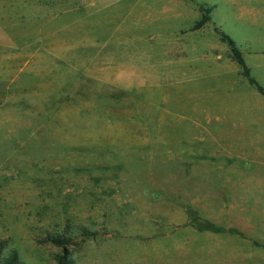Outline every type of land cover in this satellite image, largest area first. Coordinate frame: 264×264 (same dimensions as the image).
Listing matches in <instances>:
<instances>
[{"label": "rangeland", "instance_id": "1", "mask_svg": "<svg viewBox=\"0 0 264 264\" xmlns=\"http://www.w3.org/2000/svg\"><path fill=\"white\" fill-rule=\"evenodd\" d=\"M136 1L10 5L3 22L47 37L36 65L0 83L2 258L162 264L151 241L182 229L264 242V107L247 110L251 92L198 52L195 71L172 64L182 48L136 24ZM240 1L264 15V0ZM221 4L215 23L242 56L264 55V39L243 50L248 32Z\"/></svg>", "mask_w": 264, "mask_h": 264}, {"label": "crops", "instance_id": "2", "mask_svg": "<svg viewBox=\"0 0 264 264\" xmlns=\"http://www.w3.org/2000/svg\"><path fill=\"white\" fill-rule=\"evenodd\" d=\"M16 1L18 0H0V24L3 25V27L0 25V83L22 77L32 59L36 65V59L39 57V50L36 46L40 49L41 43L32 42L39 38L38 36L47 37L44 33L24 34L20 27L22 22L19 28L16 24L14 27H9L8 21L3 22L13 3L17 4ZM221 1L231 11L235 21L242 23L248 32V36L242 39L243 42L247 41L243 43L246 45H244V51H247L250 42L253 43L252 40L264 39L263 32L256 34L251 30V26L254 28L258 24L262 27L264 24L262 11L257 10L255 6H247L240 0H204L206 5L212 7L213 12L211 21L199 29H194V25L202 19L197 1L139 0L135 2L137 8L140 7L135 11V22L140 26L143 24L145 27L158 29L160 36H155L157 40L173 41L174 48H182L183 54H179L172 64L188 66L185 68L186 72L195 71L192 64L197 61L195 53L198 52L201 59L207 61L206 58H209L210 63H215L216 77L222 79L230 77L233 81L237 78L238 85L251 92V100L246 102L247 110L249 106L253 108L256 103L264 107V95L258 91L256 86L250 84L248 79L240 75L242 69L234 59L230 45L222 40L217 31L223 32L215 21L225 22L223 18H219L220 9L217 11L215 5L218 3L221 6ZM207 34L212 35L215 40H208ZM226 35L235 42L230 35ZM17 40L21 42L16 43ZM24 41H26L25 46H23ZM42 46L46 50L44 43ZM243 58L250 71L259 78L258 75L264 72V55L254 57L244 54ZM175 77L178 78V74ZM260 84L264 86V81L260 80ZM151 243L153 253L162 264H264V242L261 243L250 236L234 232L222 233L212 230L196 232L182 229L172 235L154 239Z\"/></svg>", "mask_w": 264, "mask_h": 264}, {"label": "trees", "instance_id": "3", "mask_svg": "<svg viewBox=\"0 0 264 264\" xmlns=\"http://www.w3.org/2000/svg\"><path fill=\"white\" fill-rule=\"evenodd\" d=\"M207 12L209 13L210 10H208ZM210 21H211V18L208 15H206L205 17H203V19L200 22H198L196 24L195 29H199V28L203 27L204 25H206ZM217 31L220 34L222 40L227 42L230 45V47L232 49L233 57L237 61L239 66L241 67L243 76L246 79H248L250 84L256 86L258 91L264 95L263 87L251 75L250 69L248 68V66H247L241 52L239 51L236 43L229 36H227L225 33L220 32L219 30H217ZM66 242H70V241L59 239V238L53 239V243L56 245H59V246H64V244H66ZM0 264H21V263L18 261L17 258H15V256H12V258H10V257L2 258V254L0 251Z\"/></svg>", "mask_w": 264, "mask_h": 264}]
</instances>
